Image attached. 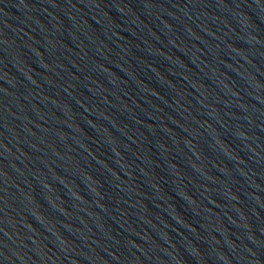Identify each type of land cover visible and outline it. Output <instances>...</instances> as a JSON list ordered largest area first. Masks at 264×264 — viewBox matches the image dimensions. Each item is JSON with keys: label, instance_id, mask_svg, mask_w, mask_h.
Returning <instances> with one entry per match:
<instances>
[{"label": "water", "instance_id": "95a60500", "mask_svg": "<svg viewBox=\"0 0 264 264\" xmlns=\"http://www.w3.org/2000/svg\"><path fill=\"white\" fill-rule=\"evenodd\" d=\"M0 108L80 264H264V0H0Z\"/></svg>", "mask_w": 264, "mask_h": 264}]
</instances>
